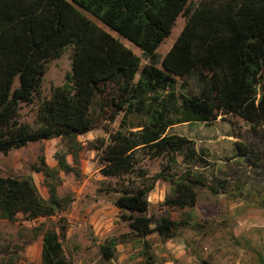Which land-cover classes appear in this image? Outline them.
<instances>
[{
	"label": "trees",
	"instance_id": "16d2710c",
	"mask_svg": "<svg viewBox=\"0 0 264 264\" xmlns=\"http://www.w3.org/2000/svg\"><path fill=\"white\" fill-rule=\"evenodd\" d=\"M190 1L0 0V154L53 139L75 144L78 136L92 130L91 112L109 88L115 90L111 105L125 116L145 119L140 130L117 132L110 143L96 148L101 175L121 181L104 192L115 195L112 204L129 229L118 240L100 245L105 261L113 258L117 244L136 239L148 249L143 240L151 235L166 243L180 237L182 230L196 231L198 190L218 194L194 172L207 165L205 155L196 152L191 140L167 130L183 123L209 124L221 113L264 129V0H201L189 9ZM179 16L186 18L185 24L157 68L156 51ZM111 33L131 43L150 65L141 68L140 58ZM68 48L71 70L63 85L38 103L34 125L22 122L21 106L33 104L39 96L46 64ZM192 82L196 93L187 90ZM236 147L242 156L253 152L240 144ZM140 150L151 159L167 157V164L152 181L136 185L127 180L125 185L124 178L135 173V154ZM177 155L188 166L181 175L173 173ZM55 161L56 167L50 168L40 157L33 169L46 182L47 199L31 177L0 176V220L14 222L20 215L33 222L61 210L58 175L73 168L59 153ZM259 162L256 157L252 164ZM158 181L172 186L173 194L163 206L180 212L178 219L149 214L148 197ZM224 184L219 181L220 188ZM63 237L62 231L42 233L41 264H71Z\"/></svg>",
	"mask_w": 264,
	"mask_h": 264
},
{
	"label": "rangeland",
	"instance_id": "374dc122",
	"mask_svg": "<svg viewBox=\"0 0 264 264\" xmlns=\"http://www.w3.org/2000/svg\"><path fill=\"white\" fill-rule=\"evenodd\" d=\"M200 1L191 0L188 8L196 7ZM185 20L184 16L177 18L171 34L157 49V68H161L160 61L179 35ZM111 35L140 58L141 68L150 65L131 43ZM70 55L68 48L59 59L46 64L39 96L33 104L21 106L22 122L34 125L38 103L49 99L53 89L63 85L71 70ZM178 83L177 96L182 82L179 80ZM187 90L197 92L193 82L187 85ZM113 94L115 90L109 88L98 97L91 112L92 130L78 136L75 144L53 139L28 144L7 155L0 154V176L31 177L43 199L48 198L46 182L42 174L33 170L39 166V158L44 157L46 164L54 168L55 155L59 153L73 168L68 174L60 172L58 175L60 182L56 193L63 202L55 216L33 222L23 221L20 215L14 222L0 220V263L41 264L42 233L51 229L64 233L61 243L71 264H264V129L253 128L238 116L224 113L209 124L183 123L167 130V134L191 140L196 152L205 155L207 165L195 168L194 172L218 191V194H212L207 189L198 190L193 211L199 225L196 231L182 230L180 237L166 243L155 234L151 235L143 240L148 249L135 239L128 244H117L111 260L105 261L101 257L100 245L118 240L129 229L121 220L122 213L112 204L115 195L104 192L121 181L101 175L100 154L96 148L102 143H110V136L117 132H135L140 130L139 125L145 124L143 117L125 116L123 111L111 105ZM237 144L249 147L253 152L242 156ZM135 157V173L124 178L125 185H128L127 180L136 185L145 179L152 181V177L167 164V157L151 159L142 150L136 152ZM256 157L260 162L254 166L252 162ZM182 159V155L176 156L173 173L181 175L188 167ZM138 173H143L144 177L139 179ZM221 180L225 181L223 188L219 185ZM172 194L169 183L156 182L148 197L152 205L149 214L155 218L169 215L178 219L180 212L163 206L164 199ZM36 227L40 228L37 233L34 232Z\"/></svg>",
	"mask_w": 264,
	"mask_h": 264
},
{
	"label": "crops",
	"instance_id": "0c3cea01",
	"mask_svg": "<svg viewBox=\"0 0 264 264\" xmlns=\"http://www.w3.org/2000/svg\"><path fill=\"white\" fill-rule=\"evenodd\" d=\"M3 177H6V176H3ZM18 216H19V215H18ZM18 216H17V217H18ZM17 217H16V218H17ZM1 221H5V220H1Z\"/></svg>",
	"mask_w": 264,
	"mask_h": 264
}]
</instances>
